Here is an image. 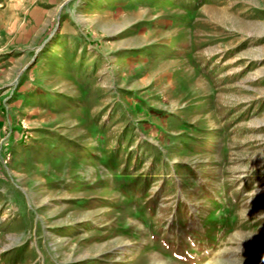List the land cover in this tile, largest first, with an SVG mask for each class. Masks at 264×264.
<instances>
[{"label":"rangeland","instance_id":"1","mask_svg":"<svg viewBox=\"0 0 264 264\" xmlns=\"http://www.w3.org/2000/svg\"><path fill=\"white\" fill-rule=\"evenodd\" d=\"M0 264H264V0H0Z\"/></svg>","mask_w":264,"mask_h":264}]
</instances>
